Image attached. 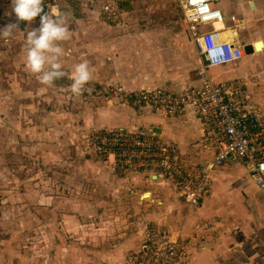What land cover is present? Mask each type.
Segmentation results:
<instances>
[{"label":"rangeland","instance_id":"1","mask_svg":"<svg viewBox=\"0 0 264 264\" xmlns=\"http://www.w3.org/2000/svg\"><path fill=\"white\" fill-rule=\"evenodd\" d=\"M44 5V13L64 14L70 30L69 39L57 42L66 79L61 87L42 85L26 68V37L40 27L39 16L31 24L19 22L11 37H0V264H87L91 255L84 252L101 249L100 240L111 231L123 232L118 242L132 239L130 231L143 236L153 223L144 211H137L143 206L136 191L123 190L122 202L112 193L110 207L98 203L107 194L100 183L109 184L115 175H109L112 170L95 149L94 136L103 134L115 116L128 114L126 107L134 108L119 88L127 93L177 88L194 78L199 65L181 25L178 0H48ZM235 12L242 14L240 9ZM243 15L259 18L247 10ZM14 22L11 0H0V29ZM260 28L264 23L250 24L251 33ZM84 61L91 78L82 94L74 96L71 76ZM259 62L262 66L264 54ZM239 64L243 66L229 78L259 70L253 56ZM107 72L112 79L103 83ZM259 103L264 107L262 98ZM134 135L153 137L146 130ZM92 165H100L106 178L96 176ZM142 174L144 180L145 175H168ZM109 187L112 192L111 185L105 189ZM73 216L82 220H69Z\"/></svg>","mask_w":264,"mask_h":264},{"label":"built area","instance_id":"2","mask_svg":"<svg viewBox=\"0 0 264 264\" xmlns=\"http://www.w3.org/2000/svg\"><path fill=\"white\" fill-rule=\"evenodd\" d=\"M222 3H234L235 7H223ZM178 4L181 25L200 60L192 84L181 92L155 88L127 93L119 88L120 95L134 108L155 109L163 121L193 112L213 159L199 173L186 176L184 156L170 149L161 137L138 138L126 131L94 136L95 149L112 171H160L176 177L182 184L179 197L189 207L205 200L216 172L236 164L243 165L264 195V112L247 89L246 78L217 82L210 75L246 59L238 34L243 29L248 32L251 22L235 12L244 5L238 0H178ZM143 236L141 247L124 264H184L182 239L151 227Z\"/></svg>","mask_w":264,"mask_h":264},{"label":"crops","instance_id":"3","mask_svg":"<svg viewBox=\"0 0 264 264\" xmlns=\"http://www.w3.org/2000/svg\"><path fill=\"white\" fill-rule=\"evenodd\" d=\"M250 3L255 4L254 9L250 7ZM225 5V7H235L234 3ZM236 9H240L242 14H239L250 20L251 24L264 23V0H247V5L240 8L236 7ZM246 10L250 13H257L259 18L245 17L243 11ZM184 32L186 33L185 30ZM238 38L240 39L239 45L243 47L245 45L254 46L260 41L264 43V28L257 29L254 33L243 29L238 34ZM192 51L197 57V64L200 65L194 48ZM261 55L257 51L252 55L259 65V70L253 74L237 79L229 78L231 73L238 72L243 66L235 64L228 66L229 69L223 67L211 71L210 75L217 82H235L241 78H246L249 81V88L247 89L252 93L258 107L264 112V107L259 103L260 98L264 101V62L261 66L259 62ZM191 56L190 58H193V55ZM252 69L254 71L255 67ZM111 79L112 76L108 72L101 77L103 83H109ZM193 79L192 77L190 81L187 80L185 85L168 90L181 92L192 84ZM254 80L259 82L254 83ZM129 86L137 89L134 84ZM120 110L122 111L121 107ZM127 111H129L128 114L115 116L114 120L109 121L102 132L105 134L126 131L137 134L140 130L152 131L153 136L161 137L165 144L166 142L169 144V146L166 145L170 149L184 156V163L186 162L187 166L183 167V171L186 176L199 173L213 159L212 153L206 148L202 129L193 112H181L163 121L159 112L153 108L126 107ZM53 127L56 133L58 125L55 122ZM99 166L93 167L92 165L94 174L105 177L106 172ZM109 175H115L109 179L113 191L111 192L110 187L108 190L105 189L107 185L110 186L107 181L100 183L101 192L106 191L107 194H105L102 202H100L101 199L98 200L99 205L103 208L110 207L112 193H117L122 202L124 199L126 200V196L123 197V193H121L123 190L124 194L126 189L136 191L139 195V205L143 206L137 211L145 212L147 219L153 223L151 228L154 229L156 226L157 229H162L168 235L179 237L186 244L184 264H264V195L258 191L243 165L237 164L229 169L216 172L212 176L205 200L196 207H189L179 197L182 184L176 177L169 174L167 176L160 174L149 177V172V176L145 175L144 180L142 171L122 168L111 171ZM146 194L150 196L143 200ZM103 208H100L97 213L103 212ZM72 218L82 220V218L75 216L69 220ZM140 221L145 224L147 220L142 216ZM178 222L182 223L180 229L177 225L174 226V223ZM68 223L69 221H67ZM91 223L89 222V224ZM128 226L129 224H127ZM116 227L124 228L123 225ZM79 228L80 226H78ZM118 230H113L107 234L106 240H100L103 245L101 249L84 252L91 255L92 261L87 264H124L128 256L141 247L143 236L136 230V233L134 231L129 232V237L132 239L127 238L123 241V238L119 242L123 232H118ZM126 232L124 231V234ZM97 234L99 238V233H96L95 236Z\"/></svg>","mask_w":264,"mask_h":264},{"label":"clouds","instance_id":"4","mask_svg":"<svg viewBox=\"0 0 264 264\" xmlns=\"http://www.w3.org/2000/svg\"><path fill=\"white\" fill-rule=\"evenodd\" d=\"M11 5L16 22L9 23L0 29V37H11L13 32L18 29L19 22L31 24L39 16L40 27L27 33L25 43L26 68L36 75L42 85H53L56 80L65 75L61 71L62 66L59 62L63 49L57 43L70 38V30L66 26L64 14L55 10L52 15L44 13L43 0H11ZM45 65L48 66L47 69H45ZM90 78L91 73L87 61L75 65V70L71 76V93L74 96L81 95L84 85Z\"/></svg>","mask_w":264,"mask_h":264},{"label":"water","instance_id":"5","mask_svg":"<svg viewBox=\"0 0 264 264\" xmlns=\"http://www.w3.org/2000/svg\"><path fill=\"white\" fill-rule=\"evenodd\" d=\"M238 2L242 5H246L247 4V0H238ZM250 7L252 9L255 8V4L254 3H250ZM255 50L257 52L263 51L264 50V43L262 41L256 43L254 46L252 45H245L244 46V51L247 57L252 56L255 53Z\"/></svg>","mask_w":264,"mask_h":264},{"label":"flooded vegetation","instance_id":"6","mask_svg":"<svg viewBox=\"0 0 264 264\" xmlns=\"http://www.w3.org/2000/svg\"><path fill=\"white\" fill-rule=\"evenodd\" d=\"M48 0H43V5L47 2ZM46 5H44V12H46V7H45ZM66 79H65V77H63V78H61V79H58V80H56L57 81V83L59 84L58 86L59 87H61V85H62V83L65 81ZM32 133H34V132H32Z\"/></svg>","mask_w":264,"mask_h":264},{"label":"bare ground","instance_id":"7","mask_svg":"<svg viewBox=\"0 0 264 264\" xmlns=\"http://www.w3.org/2000/svg\"><path fill=\"white\" fill-rule=\"evenodd\" d=\"M222 6L225 7V6H226L225 3H222ZM258 53H259V54H263V53H264V50H263V51H260V52H258ZM149 196H150L149 194H146V195L143 197V200L146 199V198H149ZM119 209H120L121 212H124V211H125L124 208H119ZM183 211L185 212L186 210H183Z\"/></svg>","mask_w":264,"mask_h":264},{"label":"trees","instance_id":"8","mask_svg":"<svg viewBox=\"0 0 264 264\" xmlns=\"http://www.w3.org/2000/svg\"><path fill=\"white\" fill-rule=\"evenodd\" d=\"M71 1V0H70ZM53 85L54 86H58L59 84L57 83V81H55L54 83H53Z\"/></svg>","mask_w":264,"mask_h":264}]
</instances>
